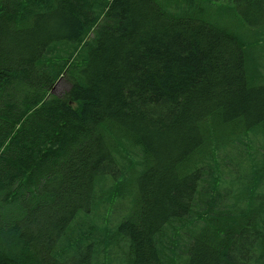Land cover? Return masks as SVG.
I'll use <instances>...</instances> for the list:
<instances>
[{
  "label": "trees",
  "instance_id": "1",
  "mask_svg": "<svg viewBox=\"0 0 264 264\" xmlns=\"http://www.w3.org/2000/svg\"><path fill=\"white\" fill-rule=\"evenodd\" d=\"M0 264H264V0H0Z\"/></svg>",
  "mask_w": 264,
  "mask_h": 264
},
{
  "label": "rangeland",
  "instance_id": "2",
  "mask_svg": "<svg viewBox=\"0 0 264 264\" xmlns=\"http://www.w3.org/2000/svg\"><path fill=\"white\" fill-rule=\"evenodd\" d=\"M68 88V85L66 84L65 81L61 80L57 83V85L55 86V93L61 95L65 92V90ZM261 139L260 134L256 136V138H254V136L252 135V142L251 145H253L254 148L258 149L262 147L261 142L259 141ZM252 148V149H254Z\"/></svg>",
  "mask_w": 264,
  "mask_h": 264
},
{
  "label": "water",
  "instance_id": "3",
  "mask_svg": "<svg viewBox=\"0 0 264 264\" xmlns=\"http://www.w3.org/2000/svg\"><path fill=\"white\" fill-rule=\"evenodd\" d=\"M54 91H55V87L53 88L52 92H54Z\"/></svg>",
  "mask_w": 264,
  "mask_h": 264
}]
</instances>
